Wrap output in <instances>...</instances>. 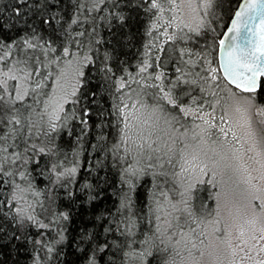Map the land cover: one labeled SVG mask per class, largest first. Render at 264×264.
<instances>
[{"label": "snow or ice", "instance_id": "6c2138e0", "mask_svg": "<svg viewBox=\"0 0 264 264\" xmlns=\"http://www.w3.org/2000/svg\"><path fill=\"white\" fill-rule=\"evenodd\" d=\"M218 8L16 0L0 17V264L21 249L31 264H264V0L239 3L217 41ZM136 22L147 42L132 65ZM228 183L252 211L221 202Z\"/></svg>", "mask_w": 264, "mask_h": 264}, {"label": "trees", "instance_id": "16d2710c", "mask_svg": "<svg viewBox=\"0 0 264 264\" xmlns=\"http://www.w3.org/2000/svg\"><path fill=\"white\" fill-rule=\"evenodd\" d=\"M240 0H220V3L222 5V8H218L216 9L217 13L219 16L222 17V19H219V24L216 25L214 24L213 26L216 27L217 31L215 34L212 35H216L217 37V41L220 38L219 34H222L223 30L225 29V27L227 26V23L229 21V18L232 16L233 11L235 10L236 6L238 5ZM15 2L16 0H0V17L2 18H14L13 17V7L15 6ZM231 5V6H229ZM27 11V9H21V12ZM142 19V17H141ZM133 33H134V37H133V42L131 45H129L125 50V55H123L121 58L122 59H127L130 64L134 65L136 60L139 57V53L143 50L142 49V44L147 42V38H145L142 35V29H141V24L139 22H136L133 26ZM208 43L211 44L212 43V38L211 36L209 37ZM204 41L201 40L200 41V46L197 47L196 45L194 46L193 44H188L187 46L189 48H192L194 51H201L204 47ZM165 47H168L169 45H164ZM212 62H213V67H217V47L212 49L210 52L209 57ZM169 74H171L172 69L171 67H169L168 69ZM151 71V70H150ZM219 76H221L220 71L217 73ZM93 75H95V73L93 72ZM120 73L117 72V76H119ZM97 81L93 80V85H96ZM97 100L101 101V97L97 96ZM258 101L259 103H264V93H261L260 96L258 97ZM105 108L108 107L107 103H104ZM106 133H111L112 129L108 128L105 129ZM69 138L65 137L64 138V142H62V147L64 148L65 151L70 152L71 151V147L72 145L70 143H68ZM108 140L109 143L113 142V136L111 134H109L108 136ZM95 155V154H94ZM98 159L103 160L104 159V154L100 153L97 156ZM106 164H110L111 161L110 160H106L105 161ZM110 172L109 169H106L105 172L101 173V176L108 174ZM38 186L40 188H43L44 186V182L42 180H39L38 178ZM141 194L143 195L144 193V188L140 189ZM206 192V191H205ZM204 191H201L199 193L200 197L202 200L206 201V203L210 206V207H215V202L212 199H209L210 195L213 194V189H211V193H205ZM66 204V201H58V205L60 207V210H65L64 205ZM86 220V217L83 216V213H81L80 215H76L75 218L73 219V221L70 223L69 225V230H70V234L71 235H75L76 230L82 228L84 226V222ZM49 239H51V237H49ZM67 249H66V253H67ZM3 257H0V259H2ZM13 259H18L19 264H31V261L28 259V252L25 249H21L19 255L17 256V253L15 252V250H13ZM62 259L65 261V264H77L76 262V257L73 255H65L64 257H62ZM162 259H166V257H160L157 256L156 259H151L150 258V264H162Z\"/></svg>", "mask_w": 264, "mask_h": 264}, {"label": "rangeland", "instance_id": "374dc122", "mask_svg": "<svg viewBox=\"0 0 264 264\" xmlns=\"http://www.w3.org/2000/svg\"><path fill=\"white\" fill-rule=\"evenodd\" d=\"M201 14H203L201 12ZM167 15V14H166ZM219 16V15H218ZM172 31V30H169ZM163 41V38H161V43ZM194 45V44H193ZM204 45V44H202ZM195 46V45H194ZM210 59V58H209ZM213 66V63H212ZM218 75V74H217ZM234 91H236L235 88H233ZM259 102V101H258ZM253 176H257V172H252ZM253 183H257L256 181H253ZM245 185L240 184L237 186L236 184L228 183L223 188V194L221 197V202L223 203L225 200L228 203V207L235 211L236 209H239L242 213L245 211H252V209L246 208L247 200H248V193L245 191ZM218 191V189H213V193ZM205 192V191H204ZM206 192L209 194L211 193V188L206 190ZM205 192V193H206ZM253 203H259L258 201H254ZM255 211H259V208L254 209ZM222 215H227V209L223 210Z\"/></svg>", "mask_w": 264, "mask_h": 264}, {"label": "water", "instance_id": "95a60500", "mask_svg": "<svg viewBox=\"0 0 264 264\" xmlns=\"http://www.w3.org/2000/svg\"><path fill=\"white\" fill-rule=\"evenodd\" d=\"M239 3H243V0H240L239 1ZM238 3V4H239ZM237 9V6H236V8H235V10ZM234 10V11H235ZM233 11V12H234ZM233 14V13H232ZM228 24H230V19H229V21H228V23H227V25ZM226 31V28L223 30V32H225ZM222 32V33H223ZM220 38H222V36H220ZM223 62H224V52L221 50V49H219L218 47H217V63H218V68L220 69V66L223 64ZM220 73H221V75H222V69H221V71H220ZM233 88H235L234 86H232Z\"/></svg>", "mask_w": 264, "mask_h": 264}, {"label": "bare ground", "instance_id": "6f19581e", "mask_svg": "<svg viewBox=\"0 0 264 264\" xmlns=\"http://www.w3.org/2000/svg\"><path fill=\"white\" fill-rule=\"evenodd\" d=\"M226 28V27H225Z\"/></svg>", "mask_w": 264, "mask_h": 264}]
</instances>
